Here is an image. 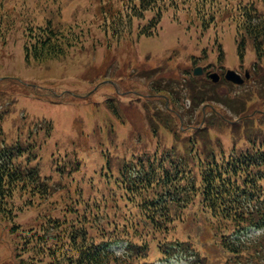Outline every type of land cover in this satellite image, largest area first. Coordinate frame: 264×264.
Returning <instances> with one entry per match:
<instances>
[{"label": "rangeland", "instance_id": "rangeland-1", "mask_svg": "<svg viewBox=\"0 0 264 264\" xmlns=\"http://www.w3.org/2000/svg\"><path fill=\"white\" fill-rule=\"evenodd\" d=\"M248 1L215 0L220 17L209 28L198 19L196 0L189 5L175 1L156 31L146 36L139 32L150 29L153 12L133 17L131 24L128 17L119 19V12L132 16L135 0H0V113L10 111L3 123L8 141L19 137L26 143L32 124L52 122L50 136L40 132L36 137L38 157L33 165L54 181L58 176L53 160L65 157L56 150L67 154L77 150L83 164L80 178L86 167L88 172L104 163L106 150L122 153L126 146L152 151L172 145L194 147L205 158L207 150L230 148L233 141L241 147L258 144L264 138V78L260 84L241 88L227 82L214 88L208 77L217 73L224 78L228 69L243 77L250 72L255 53L247 43L244 59L238 55L243 35L237 34L233 19L237 6ZM112 14L116 26L110 24ZM48 18L61 21L65 33L72 30L80 43L64 58L29 61L27 32L43 26ZM113 27L118 31L113 32ZM196 68L203 69V76H194ZM242 117L248 122L242 123ZM165 122L178 130L179 138L164 129ZM223 122L245 125L230 129ZM152 129L158 133L154 135ZM196 130L201 134L194 135ZM46 210L43 203L25 206L16 222L23 229L37 227L39 213ZM201 227L206 233L200 238V250L209 256L206 264H224L225 257H218L210 240L212 234ZM193 229L180 225L173 234L185 239ZM21 234L0 220V264H19L16 247H22ZM158 253L150 247L146 260L159 261Z\"/></svg>", "mask_w": 264, "mask_h": 264}, {"label": "trees", "instance_id": "trees-1", "mask_svg": "<svg viewBox=\"0 0 264 264\" xmlns=\"http://www.w3.org/2000/svg\"><path fill=\"white\" fill-rule=\"evenodd\" d=\"M135 1L132 16L119 12V19L128 17L131 24L133 17L153 12L150 29L139 32L146 36L156 31L164 12L175 1L183 5L192 2ZM214 3L195 2L204 28L220 17ZM113 15L110 24L116 26L118 20ZM233 19L237 34L243 35L241 57L245 45L252 44L256 55L253 80L260 84L264 78V0L239 4ZM61 24L48 18L43 26L27 32L25 50L29 61L64 58L80 43L77 35L72 30L67 35ZM112 31L118 29L113 27ZM109 108L118 116L113 107ZM8 113H0V220L22 231V247H16L19 264H153L146 260L150 247L158 250L162 259L206 264L209 256L200 250V238L206 234L201 226L212 234L210 240L218 247V257H225L224 264H264V138L250 146L241 147L233 141L230 148H212L205 158L194 147L182 149L176 145L162 151L145 146L142 150L126 146L122 153L106 150L104 163L88 172L86 167L80 178L77 175L82 166L76 150L55 161L58 179L54 181L33 165L36 145L30 144L40 132L50 136L53 124H32L26 143L19 137L11 143L3 129ZM223 124L230 129L245 125ZM164 125L179 138L177 129L167 122ZM153 133L156 135L158 130ZM199 134V130L194 133ZM24 198L18 204L17 200ZM42 203L48 210L39 213L41 223L23 229L16 219L24 207H41ZM180 225L195 229L180 239L173 234ZM119 241L126 243L121 255L110 249Z\"/></svg>", "mask_w": 264, "mask_h": 264}, {"label": "water", "instance_id": "water-1", "mask_svg": "<svg viewBox=\"0 0 264 264\" xmlns=\"http://www.w3.org/2000/svg\"><path fill=\"white\" fill-rule=\"evenodd\" d=\"M196 74H201V70H196L195 72ZM214 82H218L219 80V76L217 74H212L210 76ZM226 78L227 80L233 81L234 83L237 84H243L244 83V79L241 78V76L239 74H237L235 71L229 70L226 74ZM247 78H249V74H247Z\"/></svg>", "mask_w": 264, "mask_h": 264}]
</instances>
